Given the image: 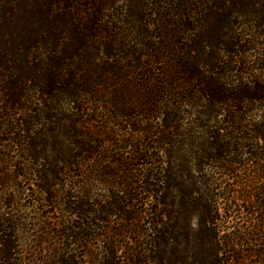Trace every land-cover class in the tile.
I'll return each mask as SVG.
<instances>
[{
	"label": "trees",
	"instance_id": "obj_1",
	"mask_svg": "<svg viewBox=\"0 0 264 264\" xmlns=\"http://www.w3.org/2000/svg\"><path fill=\"white\" fill-rule=\"evenodd\" d=\"M0 143L53 264H264V0H0Z\"/></svg>",
	"mask_w": 264,
	"mask_h": 264
},
{
	"label": "rangeland",
	"instance_id": "obj_2",
	"mask_svg": "<svg viewBox=\"0 0 264 264\" xmlns=\"http://www.w3.org/2000/svg\"><path fill=\"white\" fill-rule=\"evenodd\" d=\"M249 60L251 61L252 59ZM250 78L251 77H248L249 84H262L260 82L252 83L253 78ZM226 83L238 84L235 83V80H230L225 82V84ZM258 116H260L258 113H254L251 116V118L253 117V123H255ZM123 126L127 127L126 125ZM5 149L0 147V190L3 193L0 194V199H3L6 204V208H4L0 201V220L9 221L18 231L15 233L17 248L13 256L14 262L16 264H23L22 262H24V264H44V262H50L48 259L51 257L53 259V256L55 261H60V259L57 258L56 253H58V251L52 240L47 238L44 232L41 234V229L35 227L37 224L36 219L39 217L37 216L38 208L30 207L32 199L26 196V185L22 184L19 179V176L23 174V172L20 170V167L17 168L14 166V162H23L24 156L16 152H7ZM99 189L100 187H95L93 191L94 195L101 194L99 193ZM22 192L24 193L22 194ZM39 208V212H42L43 215L47 214L49 218L46 217L47 219L45 220L48 222L47 224H50V228H53L51 224L58 220L56 213H50L51 209ZM96 248L95 246L94 249ZM84 252L85 249H80V251L76 252L78 256L77 261H87V259L82 257ZM69 253L74 254L72 251H69ZM53 263L54 262H50V264Z\"/></svg>",
	"mask_w": 264,
	"mask_h": 264
}]
</instances>
